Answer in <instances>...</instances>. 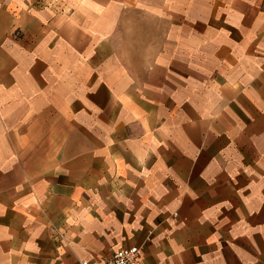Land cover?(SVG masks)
Wrapping results in <instances>:
<instances>
[{
	"label": "crops",
	"instance_id": "1",
	"mask_svg": "<svg viewBox=\"0 0 264 264\" xmlns=\"http://www.w3.org/2000/svg\"><path fill=\"white\" fill-rule=\"evenodd\" d=\"M128 1L0 0V264H264V0H153L143 74Z\"/></svg>",
	"mask_w": 264,
	"mask_h": 264
},
{
	"label": "rangeland",
	"instance_id": "2",
	"mask_svg": "<svg viewBox=\"0 0 264 264\" xmlns=\"http://www.w3.org/2000/svg\"><path fill=\"white\" fill-rule=\"evenodd\" d=\"M152 1L131 0L125 4L112 40L111 53L117 71L121 67L141 74L149 71L153 54L166 45L169 18L155 16Z\"/></svg>",
	"mask_w": 264,
	"mask_h": 264
},
{
	"label": "built area",
	"instance_id": "3",
	"mask_svg": "<svg viewBox=\"0 0 264 264\" xmlns=\"http://www.w3.org/2000/svg\"><path fill=\"white\" fill-rule=\"evenodd\" d=\"M141 252L137 246L121 248L102 260H83L79 264H140Z\"/></svg>",
	"mask_w": 264,
	"mask_h": 264
}]
</instances>
